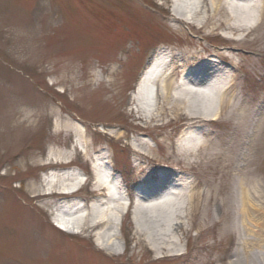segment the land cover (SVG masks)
<instances>
[{
	"label": "rangeland",
	"instance_id": "374dc122",
	"mask_svg": "<svg viewBox=\"0 0 264 264\" xmlns=\"http://www.w3.org/2000/svg\"><path fill=\"white\" fill-rule=\"evenodd\" d=\"M172 6L173 0H0V264H228L230 256H243L236 234L228 231V215L214 203L202 229L185 219L183 230L163 237L175 254L164 258L135 233L131 210L122 215L114 253L97 247V232L76 228L66 234L52 222L92 207L94 180L114 188L111 175L121 184L115 198L123 206L142 172L163 169L201 184L203 203L209 192L218 202L225 198L233 167L219 161L184 169L176 152L183 124L190 122L163 105L144 117L133 97L151 59L173 70L187 55L206 60L229 47L242 64L232 67L237 94L250 106L259 104L264 117V42L254 33L243 43L225 39L200 17L178 20ZM202 59L184 76L207 78L211 65ZM197 122L186 132L192 142L207 136L217 150L232 136L229 121ZM252 150L246 171L260 200L248 213L260 233L249 232V221L245 230L239 216L234 223L236 233L259 244L262 252H254L264 262V142ZM72 174L84 182L78 192L45 195L50 186L59 189L54 176Z\"/></svg>",
	"mask_w": 264,
	"mask_h": 264
},
{
	"label": "bare ground",
	"instance_id": "6f19581e",
	"mask_svg": "<svg viewBox=\"0 0 264 264\" xmlns=\"http://www.w3.org/2000/svg\"><path fill=\"white\" fill-rule=\"evenodd\" d=\"M172 13L178 20L188 23L200 17L205 23H209L210 31L221 30L225 39L235 36L236 42L243 43L254 33L264 42V0H173ZM236 52V49L227 47L223 53L206 60L202 59L200 53H196L197 56L187 55V59H182L181 64L173 63V70L165 67L164 61L159 62L153 58L133 97L135 109L144 117H148L163 105L166 112L182 113L185 120L190 122L191 125L183 124L184 134L176 152L177 164L184 169L211 167L219 161L224 162L223 167H233L235 174L224 199L218 202L215 195L209 192L203 203L204 191H201V184H195L174 171L163 169L142 172L138 182L130 187L131 199L123 206L115 198L121 184L116 176L111 175L109 177L115 185L114 188L102 178H96L93 185L96 203L92 207L74 209L69 214H63L64 218L61 214L53 217L55 227L66 234L77 233L76 228L79 231H95L99 234L97 247L107 253H114L115 241L123 223L122 215L131 210L135 233L148 238L153 252L161 255L159 258H164L175 254H171L169 248L164 246L163 237L169 232L183 230L185 219L191 220L198 229H202L207 222L211 204L214 203L218 210H225L230 219L228 231L236 234L237 245L244 251L243 256H240V252L230 256L228 264H264L260 255L257 256L254 252H262V248L258 243L253 244L250 238H244V233L242 236L236 233L234 223V218L239 216L244 226L246 221L254 226L249 228L250 233H260L256 221L248 213L260 200V188L253 186L251 175L246 170L256 154L252 149L264 142V117L258 116L260 105L250 106L246 98L237 94L240 85L232 67L240 69L242 64L236 63ZM249 55L256 54L253 51ZM201 59L202 64L211 65L207 78L196 77L192 80L185 77L184 72L197 66ZM215 59L221 63L217 64ZM202 67L206 69L204 65ZM177 72L180 74L174 77ZM219 119L232 123L233 133L225 147L216 150L212 148V141L207 136L192 142L186 135L191 126L198 124L197 121L204 123ZM142 137L148 138L144 135ZM249 145L252 148L250 151L247 148ZM105 158H99L100 165ZM244 170L246 172L242 174ZM54 179L60 181L59 189L54 192L50 186L45 193L47 196H72L84 183L74 174L67 179L59 176H54ZM196 217L200 218L201 223L196 222ZM212 221H215V215ZM245 230H248L246 226Z\"/></svg>",
	"mask_w": 264,
	"mask_h": 264
}]
</instances>
